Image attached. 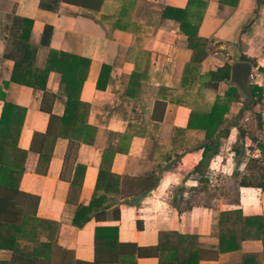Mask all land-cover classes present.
Returning a JSON list of instances; mask_svg holds the SVG:
<instances>
[{
    "label": "crops",
    "instance_id": "obj_1",
    "mask_svg": "<svg viewBox=\"0 0 264 264\" xmlns=\"http://www.w3.org/2000/svg\"><path fill=\"white\" fill-rule=\"evenodd\" d=\"M234 1L0 0V114L3 100L25 108L18 146L27 153L19 189L38 197L35 216L57 223L55 242L70 251L74 261L94 260L97 225H116L118 241L137 246L155 245L159 230L197 234L200 247L214 253L219 212L238 210L244 216H263L261 237L244 239L237 249L219 251L198 264H237L250 252L259 253L264 264V152L254 142L257 120L252 132L238 137L237 124L228 117L240 101L231 102L224 115L227 135L198 167L205 133L187 126L191 114L208 113L215 100L236 85L230 76L234 62L247 61L264 71V0ZM23 18L32 21L28 43L36 50L34 66H44L49 49L90 61L80 98L89 103L86 124L94 129L92 143L58 137L49 162L42 166L44 173L36 171L39 154L30 145L38 142H32L35 133L46 131L48 109L61 116L66 98L58 91L56 71L49 72L46 82L55 96L43 101L40 89L10 80L14 59L25 49ZM186 31L206 39L205 56L199 61L191 60ZM102 64L110 71L104 88L98 89ZM224 64L230 66L229 78L215 86L209 72ZM236 141L241 146L236 147ZM105 148L116 149L112 173L125 176L129 184L130 178L154 175L155 185L143 193L136 192L138 185L128 184V194L110 190L106 196L115 203L106 210L105 220L96 221L91 213L81 226L74 225L77 204L87 205L94 193ZM78 164L84 168L81 188L67 203ZM241 179L252 184L239 185ZM114 207L119 209L118 220L112 219ZM45 233L39 235L41 241L47 240ZM10 257V250L0 249V261ZM135 263L158 260L137 257Z\"/></svg>",
    "mask_w": 264,
    "mask_h": 264
},
{
    "label": "trees",
    "instance_id": "obj_2",
    "mask_svg": "<svg viewBox=\"0 0 264 264\" xmlns=\"http://www.w3.org/2000/svg\"><path fill=\"white\" fill-rule=\"evenodd\" d=\"M236 2L237 0L234 4ZM21 22V33L26 44L22 56L14 59L10 80L40 89L43 91V101L45 98L52 99L55 96V93L47 90L46 82L49 72L56 71L60 74L58 91L66 98L61 116H56L51 113L49 107L47 108L50 113L47 129L44 133H35L32 142L36 140L38 142L36 145L34 143L30 145L39 154L36 171L44 173L45 167L42 168V166L49 162L58 137L85 144L92 143L94 129L86 124L89 103L80 98L90 61L81 55L49 49L44 66H34L36 50L28 43L32 21L23 18ZM46 32L48 30L43 34ZM185 34L192 49L191 60H201L205 56L206 39L197 36L195 32L186 31ZM229 69L230 66L224 64L209 72L215 86L219 81L229 78ZM109 71L110 66L102 64L95 84L96 88H104ZM209 83L212 84V82ZM3 84L7 85V83ZM248 87L252 93V100L251 103H247V98L245 99L243 110H250L260 94L258 87L250 88L249 84ZM129 89L133 90L131 87ZM127 93L130 92L127 90ZM241 93L243 92L237 85L231 86L221 98L218 97L215 100L208 113L189 116L187 126L200 128L205 133V142L201 147L202 160L197 167L202 165L210 155L216 153L219 139L227 135L228 129L223 127L224 115L228 112L231 102L240 101ZM24 115V107L3 100L0 114V249L10 250L11 257L8 261H0V264H136L137 257H156L158 264H198L202 259L215 257L219 251L237 249L244 239L261 237L263 216H244L238 210L219 212V244L218 251H213L214 253L200 247L197 234L182 233L172 229L159 230L155 245L137 246L134 243L119 242L116 225H97L93 234L94 260L92 262L74 261L70 251L59 247L55 242L57 223L35 216L38 197L19 189L27 153L26 149L18 146ZM194 121L196 122L193 123ZM55 122L59 124L57 129L53 127ZM115 152L116 149H103L95 178L94 193L87 205L77 204L72 219L74 225L81 226L89 219L91 213L96 221L105 220L106 210L115 203V200L108 199L106 196L110 190L119 189L120 194H128L129 190L126 186L128 184L138 185L139 189L136 192L143 193L155 185L154 175L130 178L132 183L129 184L125 176L112 173L110 168ZM83 169V166L79 164L75 169L67 192V203L72 201V196H78ZM260 178L261 186L264 188V169ZM203 181L207 182V180ZM121 183L125 185V188H120ZM251 184L252 182H246L243 179L239 181V185ZM101 190H103L102 193L99 192ZM112 219H119L117 207L112 208ZM43 231L47 232L45 233L46 241L39 239ZM256 263L261 264V255L250 252L244 253L237 264Z\"/></svg>",
    "mask_w": 264,
    "mask_h": 264
},
{
    "label": "built area",
    "instance_id": "obj_3",
    "mask_svg": "<svg viewBox=\"0 0 264 264\" xmlns=\"http://www.w3.org/2000/svg\"><path fill=\"white\" fill-rule=\"evenodd\" d=\"M247 82L260 90L259 97L254 104V113L257 120L254 142L264 152V71L259 66L250 65Z\"/></svg>",
    "mask_w": 264,
    "mask_h": 264
},
{
    "label": "rangeland",
    "instance_id": "obj_4",
    "mask_svg": "<svg viewBox=\"0 0 264 264\" xmlns=\"http://www.w3.org/2000/svg\"><path fill=\"white\" fill-rule=\"evenodd\" d=\"M249 86H250V88H253L252 85L249 84ZM245 99H246V95L241 93L240 103L238 105L234 104L233 112L230 113V115L228 117L229 118V123L235 122L237 124V129H238L237 130V135H238V137L242 135L243 131L247 130V131L252 132L251 131L252 130L251 126H254V124L256 122L255 121L256 120L255 113H254V105H252L250 110H248V112L245 113V114H244L243 111H241V112L238 111L240 108L244 107ZM240 139L242 140V138H240ZM235 146L239 147V146H241V143H238L236 141ZM220 182H221V186L223 187L224 181L220 180Z\"/></svg>",
    "mask_w": 264,
    "mask_h": 264
},
{
    "label": "water",
    "instance_id": "obj_5",
    "mask_svg": "<svg viewBox=\"0 0 264 264\" xmlns=\"http://www.w3.org/2000/svg\"><path fill=\"white\" fill-rule=\"evenodd\" d=\"M250 63L247 61H237L231 65V81L241 89L247 98V103H251L252 93L248 87V74Z\"/></svg>",
    "mask_w": 264,
    "mask_h": 264
}]
</instances>
